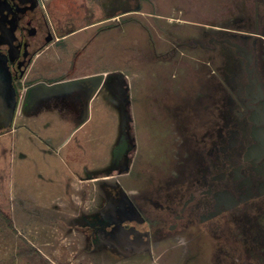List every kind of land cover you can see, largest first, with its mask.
<instances>
[{
	"label": "rangeland",
	"instance_id": "rangeland-1",
	"mask_svg": "<svg viewBox=\"0 0 264 264\" xmlns=\"http://www.w3.org/2000/svg\"><path fill=\"white\" fill-rule=\"evenodd\" d=\"M45 12L70 34L35 58L0 135V264H182L183 247L168 258L166 245L146 260L84 253L71 223L98 205L103 182L149 196L177 187L218 118L220 59L185 47L171 56L175 43L264 19V0H45Z\"/></svg>",
	"mask_w": 264,
	"mask_h": 264
},
{
	"label": "flooded vegetation",
	"instance_id": "flooded-vegetation-1",
	"mask_svg": "<svg viewBox=\"0 0 264 264\" xmlns=\"http://www.w3.org/2000/svg\"><path fill=\"white\" fill-rule=\"evenodd\" d=\"M69 34L58 36L44 0H0V110L16 104L8 127L0 118V135L11 131L35 58ZM204 37L207 43L176 42L171 56L181 47L217 54L218 118L196 139L175 189L161 186L149 196L103 182L98 205L78 210L71 223L82 252L146 260L166 245L168 258L183 247L182 264H264V19L212 27ZM76 64L77 56L72 70ZM122 169L121 176L133 173Z\"/></svg>",
	"mask_w": 264,
	"mask_h": 264
},
{
	"label": "water",
	"instance_id": "water-1",
	"mask_svg": "<svg viewBox=\"0 0 264 264\" xmlns=\"http://www.w3.org/2000/svg\"><path fill=\"white\" fill-rule=\"evenodd\" d=\"M15 107H16V104L13 106V109H11L10 112H6V113H4V111L1 112V110H0V118H3L6 121L5 127H8L9 123L13 120ZM4 114H5V116H4Z\"/></svg>",
	"mask_w": 264,
	"mask_h": 264
},
{
	"label": "trees",
	"instance_id": "trees-1",
	"mask_svg": "<svg viewBox=\"0 0 264 264\" xmlns=\"http://www.w3.org/2000/svg\"><path fill=\"white\" fill-rule=\"evenodd\" d=\"M5 217V216H4ZM6 221L8 222V224L11 226L12 225V223H11V221L9 220V218H6Z\"/></svg>",
	"mask_w": 264,
	"mask_h": 264
},
{
	"label": "crops",
	"instance_id": "crops-1",
	"mask_svg": "<svg viewBox=\"0 0 264 264\" xmlns=\"http://www.w3.org/2000/svg\"><path fill=\"white\" fill-rule=\"evenodd\" d=\"M45 1V0H44Z\"/></svg>",
	"mask_w": 264,
	"mask_h": 264
}]
</instances>
